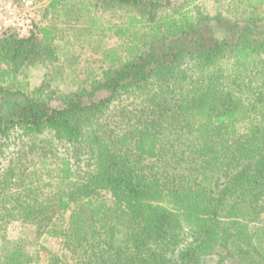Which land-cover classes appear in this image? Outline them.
<instances>
[{"label": "trees", "instance_id": "obj_1", "mask_svg": "<svg viewBox=\"0 0 264 264\" xmlns=\"http://www.w3.org/2000/svg\"><path fill=\"white\" fill-rule=\"evenodd\" d=\"M95 1L125 11L106 27L86 20L121 38L124 56L98 76L75 73L66 91L30 90L18 76L56 60L55 28L35 21L28 38L0 37V140L42 135L69 154L54 179L64 187L16 208L35 236L2 239L0 264H204L248 240L264 258V93L235 90L264 69V0H230L216 14L193 12L195 0ZM81 5L38 10L69 16ZM138 94L137 108L124 105ZM161 199L172 208L159 210Z\"/></svg>", "mask_w": 264, "mask_h": 264}, {"label": "rangeland", "instance_id": "obj_2", "mask_svg": "<svg viewBox=\"0 0 264 264\" xmlns=\"http://www.w3.org/2000/svg\"><path fill=\"white\" fill-rule=\"evenodd\" d=\"M78 1L82 3L81 8L70 12L69 16L66 14L55 16L51 12L44 16L43 10L37 11L35 16L37 24H48L56 29L53 41L56 45V60L53 63H50L48 59L36 61L19 68L18 76L27 83L30 90H36L46 81L48 83L54 82L61 91H66L70 86V77L75 73L81 77L98 76L101 67L108 65L111 61L114 62V59L118 57L124 56V51L120 47L121 38L119 39L112 31H103L99 25L97 27L92 26L95 29L92 30L86 20L97 17L106 27L118 21V17L121 16L120 13H125V11L120 9L103 10L98 7L95 0ZM173 1H180L181 3L184 0ZM48 2L49 0H39L40 7L43 9ZM229 2L230 0H195L191 6L192 11H199V14H216L228 8ZM90 7V12L85 10ZM258 10L264 15V6L259 7ZM74 12L77 14L74 15ZM247 73L243 76L246 85L241 89L236 86V83L243 81L242 75L235 73L237 76L235 79L236 93L239 91L248 95L249 91H262L264 93L263 67ZM141 98L142 95L138 94V97L133 100L134 102L131 103L132 100L128 99L124 105L130 109L137 108ZM57 103L53 102L54 105ZM11 133L6 139L0 140V241L25 237L29 241H33L34 238L32 237L35 236V232L23 228L24 222L19 218L16 208L27 203V200L23 202L24 197H30V203L36 201V203H41L42 197L64 187V185H60L64 182L56 183L54 179L61 160L69 154L60 145L51 146L41 142L42 135L26 136L19 131ZM79 163L82 166L84 164L80 161ZM72 182H80V179L74 177ZM26 194L28 195L25 196ZM17 196L20 200L14 199ZM157 206L161 211L172 208V204L166 199H161ZM47 238L48 236L41 235L39 237L36 235V241H42L48 250H58V241ZM247 249L248 254L246 253ZM204 264H264V258L258 257L250 250L248 240L243 253L239 248L229 247L219 255L213 253L208 255Z\"/></svg>", "mask_w": 264, "mask_h": 264}, {"label": "built area", "instance_id": "obj_3", "mask_svg": "<svg viewBox=\"0 0 264 264\" xmlns=\"http://www.w3.org/2000/svg\"><path fill=\"white\" fill-rule=\"evenodd\" d=\"M38 8L36 0H0V37L7 32L18 38L30 37Z\"/></svg>", "mask_w": 264, "mask_h": 264}]
</instances>
